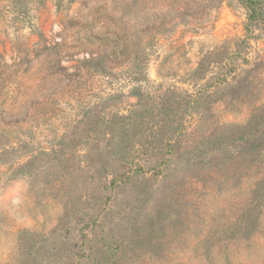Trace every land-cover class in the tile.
<instances>
[{"label":"rangeland","instance_id":"obj_1","mask_svg":"<svg viewBox=\"0 0 264 264\" xmlns=\"http://www.w3.org/2000/svg\"><path fill=\"white\" fill-rule=\"evenodd\" d=\"M10 4L0 264H264V24L246 30L239 0ZM145 109L127 124L179 128L164 172L89 182L64 135Z\"/></svg>","mask_w":264,"mask_h":264},{"label":"trees","instance_id":"obj_2","mask_svg":"<svg viewBox=\"0 0 264 264\" xmlns=\"http://www.w3.org/2000/svg\"><path fill=\"white\" fill-rule=\"evenodd\" d=\"M246 10L245 29L257 24H264V0H239ZM11 11H15L17 0H10ZM58 64V63H57ZM133 74V72H132ZM128 76H132L129 75ZM134 79V78H133ZM137 79V78H135ZM134 79V80H135ZM3 85L0 84V98L9 95L4 92ZM141 89V90H140ZM139 92L143 95L141 86ZM5 96L4 98H6ZM0 100V111L2 110ZM166 105L161 113L168 114L169 108L174 101L167 99ZM162 109V108H161ZM88 118L93 121L85 129H72L64 135L67 146L75 148V154L84 157L82 163L77 166V170L89 174V182L100 181L102 186L109 187L111 191L115 188H124L130 179L145 176L148 172L155 174L163 173L167 168L166 163L173 156L174 139L179 132L178 126L163 118L164 125L154 126V129L128 125L131 120H142L144 115H149L145 109L140 112H128L124 114L120 111L111 113L88 112ZM104 125H100L102 122ZM81 134L85 139L81 140ZM151 136L153 139H147ZM70 142V143H69ZM82 148H78V143ZM83 152V153H82ZM165 155V158L162 156ZM97 156V157H96ZM67 167H71L70 159L64 161ZM147 165V167H145ZM74 168V167H73ZM89 173V171H91ZM131 183V182H130ZM98 184V183H97ZM132 183L129 186H134Z\"/></svg>","mask_w":264,"mask_h":264}]
</instances>
